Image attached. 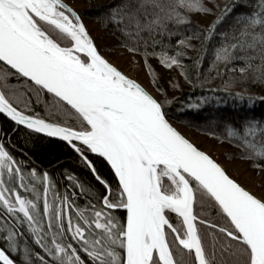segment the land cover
Returning a JSON list of instances; mask_svg holds the SVG:
<instances>
[{"label": "snow or ice", "instance_id": "1", "mask_svg": "<svg viewBox=\"0 0 264 264\" xmlns=\"http://www.w3.org/2000/svg\"><path fill=\"white\" fill-rule=\"evenodd\" d=\"M258 6L259 12L237 20L239 37L234 33L235 43L218 48L215 61L244 60L241 72L256 69L264 79V0ZM184 10L211 14L202 0H120L105 20L147 46L145 34L155 44L156 36L172 34L170 25L190 23ZM230 10L210 22L207 39ZM182 55L165 54L161 62L171 67ZM11 78L25 80L23 92L9 83ZM26 94L38 102L43 94L53 122L14 106L13 101L26 108ZM0 113L67 142L93 174L97 168L87 153L96 154L116 179L111 185L96 174L104 193L90 198L84 209L77 206L73 217L72 196L58 194L47 172L33 171L32 179L43 185L41 197L35 184L24 183L22 169L0 143V216L10 218L4 238L14 250V236L26 223L52 264H86L81 251L90 264H264V196L245 190L186 139L168 119L164 102L100 54L81 17L64 0H0ZM259 124H245L241 139L250 158L264 161ZM257 130L259 141L246 139ZM228 134L236 133L229 129ZM17 180L34 199L16 191ZM37 256L40 264H49ZM0 264H14L3 248Z\"/></svg>", "mask_w": 264, "mask_h": 264}, {"label": "trees", "instance_id": "2", "mask_svg": "<svg viewBox=\"0 0 264 264\" xmlns=\"http://www.w3.org/2000/svg\"><path fill=\"white\" fill-rule=\"evenodd\" d=\"M82 2L84 6L78 15L82 20L94 25L104 37L110 39L114 43V49H120L140 62L151 88L156 92L158 100L164 102L167 117L173 124L228 148L229 151L222 156L224 160L244 162L249 169L264 178V161L250 158L251 150L243 145L241 139L244 136V125L249 121H259L258 129L264 128V79L259 78L256 69L241 72V68H246L244 60L236 59L228 64L215 61L216 50L225 43H235L236 41L231 39L234 33L239 37L241 25L237 24V20L260 11L259 0H202L211 10V14L184 10L183 14L190 23L170 25L172 34L156 36L155 44L145 34L147 46L143 41L137 42L125 37L114 25L106 22L105 13L110 8L116 7L120 0H82ZM226 8L231 10L224 15L223 22L217 26V33L210 40L207 39L210 22L221 17ZM202 16L208 17L206 23L200 20ZM223 34H227V41ZM180 40H184L185 44H179ZM132 47L135 50L130 51ZM97 49L101 54L109 50L107 46ZM177 51L183 52L182 56L177 57L180 63L167 67L161 62L163 55L175 56ZM236 54L243 55L240 52ZM9 83L24 91L23 78L19 81L11 78ZM29 96L30 102L26 108L23 104L13 101L14 106L25 115L53 122L54 117L46 107L43 94L39 102L34 94H26L25 98ZM229 129H234L236 134L229 136ZM246 139L259 141L261 133L257 130ZM0 143L22 169L24 183L29 188L35 184L41 197L43 185L32 179L30 174L33 171L37 176L47 172L55 183L54 190L58 194L72 196L75 201L73 217L77 206L84 209L90 198L104 193L103 186L95 178L96 174L111 185L116 183L114 174L99 156L91 152L87 153L88 159L93 161L97 168V173L93 174L80 155L68 144L18 127L1 115ZM17 183L18 180L15 183L17 192L25 198L34 199L31 191L25 192ZM48 198L51 202V192ZM92 202L96 203V200L92 199ZM39 204L42 209L43 198ZM0 212H3V209H0ZM114 212L118 216L124 215L121 210ZM41 215V224L46 228L47 217ZM6 220L9 223H6ZM10 223V218L6 214L0 216V226L3 224L8 229ZM19 227L20 231L14 236L15 250L9 246V242L3 238L1 232L0 247L6 250L17 264H33V262L40 264L37 254L44 256L49 264H52L51 257L35 243L37 237L31 233L27 224L24 223ZM40 235L43 236L44 233ZM50 238L49 232L45 240L49 241ZM73 243L79 248V245ZM80 255L85 259L86 264H90L86 253L81 251Z\"/></svg>", "mask_w": 264, "mask_h": 264}, {"label": "rangeland", "instance_id": "3", "mask_svg": "<svg viewBox=\"0 0 264 264\" xmlns=\"http://www.w3.org/2000/svg\"><path fill=\"white\" fill-rule=\"evenodd\" d=\"M64 3H66L72 10L77 13L84 6L82 0H64ZM207 18L208 17L202 16L200 17V20L206 23L208 21ZM83 23L89 31L90 37L93 39L96 47L107 46L109 48L108 51L102 53L103 57L106 58L123 74L144 86L158 100V96L156 92L151 88L148 76L141 67L140 62L136 58L128 55L122 50L114 49V43L107 37H104L99 30H96L94 28V25L89 24L85 20H83ZM175 126L183 135L192 139L196 143V147H198L200 150L204 151L215 161H217L226 171V173L236 182H238L242 187H244L246 190L256 195L257 197L264 196V178H262L255 171L249 169L244 162L224 160L222 156L224 153L229 151L228 148L220 146L217 143H214L206 138L197 136L188 130L180 128L177 125ZM17 184L19 185V183ZM7 230L8 229L5 225L2 224L0 226V232L4 235L3 238L7 235Z\"/></svg>", "mask_w": 264, "mask_h": 264}, {"label": "water", "instance_id": "4", "mask_svg": "<svg viewBox=\"0 0 264 264\" xmlns=\"http://www.w3.org/2000/svg\"><path fill=\"white\" fill-rule=\"evenodd\" d=\"M77 13V12H76ZM78 14V13H77ZM82 20V19H81ZM82 22H83V20H82ZM101 54V53H100ZM102 55V54H101ZM103 56V55H102ZM138 83V82H137ZM141 85V84H140ZM142 86V85H141ZM142 87H144V86H142ZM145 88V87H144ZM146 89V88H145ZM147 90V89H146ZM148 91V90H147ZM149 92V91H148ZM151 95H153L151 92H149ZM154 96V95H153ZM155 97V96H154ZM0 115L2 116V117H4L5 119H7L8 121H10L11 123H13V124H15V125H17L14 121H12L9 117H7V115L6 114H4V113H0ZM34 118V117H33ZM47 122V121H46ZM171 122V121H170ZM172 123V122H171ZM173 124V123H172ZM18 127H21V128H24V129H26V130H29V131H31V132H33V133H36L34 130H32V129H28L26 126H24V125H17ZM173 126L178 130V128L173 124ZM179 131V130H178ZM180 132V131H179ZM181 133V132H180ZM36 134H38V135H41V136H43V137H46V138H50V139H56V140H59V141H62V140H60L59 138H57V137H48L46 134H44V133H36ZM182 134V133H181ZM183 135V134H182ZM62 142H64V143H66V144H68L67 142H65V141H62ZM75 143H77V144H79V141H76ZM69 145V144H68ZM70 146V145H69ZM198 148V147H197ZM199 149V148H198ZM200 150V149H199ZM202 151V150H201ZM204 152V151H203ZM93 154V153H92ZM207 154V153H206ZM96 155V154H95ZM208 155V154H207ZM101 158V157H100ZM210 158H212L211 156H210ZM102 160H103V158H101ZM213 159V158H212ZM214 160V159H213ZM104 161V160H103ZM215 161V160H214ZM106 164H107V162L106 161H104ZM216 163H218L217 161H215ZM219 164V163H218ZM220 165V164H219ZM107 166L110 168V166L107 164ZM221 166V165H220ZM222 167V166H221ZM111 170V169H110ZM112 171V170H111ZM226 172V171H225ZM113 173V172H112ZM227 174V173H226ZM228 175V174H227ZM229 176V175H228ZM230 177V176H229ZM231 178V177H230ZM231 179H233V178H231ZM234 180V179H233ZM235 181V180H234ZM236 182V181H235ZM238 183V182H237ZM239 184V183H238ZM240 185V184H239ZM241 186V185H240ZM244 188V187H243ZM245 189V188H244ZM246 190V189H245ZM248 191V190H247ZM121 211H123V210H121ZM1 248V247H0ZM11 258V257H10ZM14 264H17L16 262H14Z\"/></svg>", "mask_w": 264, "mask_h": 264}, {"label": "bare ground", "instance_id": "5", "mask_svg": "<svg viewBox=\"0 0 264 264\" xmlns=\"http://www.w3.org/2000/svg\"><path fill=\"white\" fill-rule=\"evenodd\" d=\"M184 136H185V135H184ZM185 138L188 139L191 143H193V144L196 146V143H195L192 139H190V138H188V137H186V136H185Z\"/></svg>", "mask_w": 264, "mask_h": 264}]
</instances>
